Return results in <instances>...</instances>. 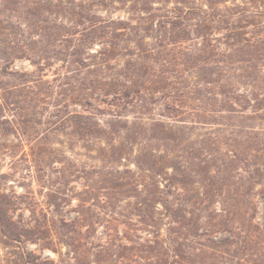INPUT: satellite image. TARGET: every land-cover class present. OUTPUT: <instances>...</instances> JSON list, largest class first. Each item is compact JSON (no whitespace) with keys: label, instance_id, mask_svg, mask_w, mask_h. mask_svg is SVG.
<instances>
[{"label":"trees","instance_id":"trees-1","mask_svg":"<svg viewBox=\"0 0 264 264\" xmlns=\"http://www.w3.org/2000/svg\"><path fill=\"white\" fill-rule=\"evenodd\" d=\"M90 1L0 0V112L39 117L27 136L48 116L101 164L73 166L84 197L57 243L79 264L99 211L132 203V264H264V132L250 130L264 118V0H111L132 3L130 21ZM9 223L0 203L2 243L38 241Z\"/></svg>","mask_w":264,"mask_h":264},{"label":"rangeland","instance_id":"rangeland-1","mask_svg":"<svg viewBox=\"0 0 264 264\" xmlns=\"http://www.w3.org/2000/svg\"><path fill=\"white\" fill-rule=\"evenodd\" d=\"M79 1L91 4L90 0ZM95 4V7H92L94 13L103 17H113L115 20L130 21L129 19L141 15L126 13L128 8L132 7L130 2L97 0ZM260 11H264V7ZM6 15H13L16 18L21 16L20 14ZM262 22L264 25V17ZM12 69L34 70L27 62L16 63ZM247 90L250 91V89ZM257 93L260 102L255 104L262 108L259 114L264 115V89L256 92V95ZM131 116L128 120H132ZM37 118L39 117L31 113L10 108L0 112L1 208L2 211L7 212L10 223H14V226L9 223L12 232L18 233L21 231L19 228L24 226L33 228L39 238L37 242L19 239L9 243L4 240L5 244L0 240V264H21L20 256L24 251L34 254L42 261L54 260L55 264H74L71 261L72 252H69L64 245H59L55 238L58 234L57 229L63 227L62 235L58 236L67 239L65 230L71 231L68 223L75 218L71 212L77 206L75 198L84 197L80 193L83 189V181L80 179L77 183L73 182L71 172L74 165L77 171H81L86 166H101L98 161L90 160L87 149L82 143L70 141L66 130L61 133L50 130L46 125L48 116L40 117V122L43 124L28 126L30 136H27L23 122L26 120L35 122ZM250 126V130L264 132V118L263 121H256ZM161 150L162 148L158 147L156 152ZM134 151L136 153L137 149L135 148ZM131 169L134 170V167L131 166ZM254 190L257 192L264 190V178L259 185L254 186ZM257 201L256 222L261 223L264 214V198L258 196ZM99 212L100 223L96 227L97 232L88 241L82 242L81 252L84 254L81 253L79 264H96V262L98 264H132V220L133 223H138L137 218L132 215V203H123L114 210L105 208ZM165 223V221L160 222L158 229L160 238L165 236ZM3 231L0 225V232ZM141 237L149 236L142 234ZM226 237L228 235L220 234L218 238ZM0 239L3 238L0 236ZM52 248H56L58 253L52 251Z\"/></svg>","mask_w":264,"mask_h":264}]
</instances>
